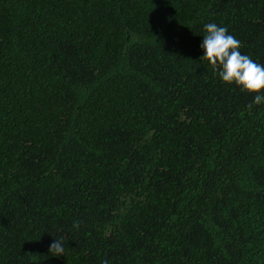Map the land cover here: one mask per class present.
Listing matches in <instances>:
<instances>
[{"label":"trees","instance_id":"obj_1","mask_svg":"<svg viewBox=\"0 0 264 264\" xmlns=\"http://www.w3.org/2000/svg\"><path fill=\"white\" fill-rule=\"evenodd\" d=\"M208 23L264 64V0H0V264H264V103Z\"/></svg>","mask_w":264,"mask_h":264},{"label":"clouds","instance_id":"obj_2","mask_svg":"<svg viewBox=\"0 0 264 264\" xmlns=\"http://www.w3.org/2000/svg\"><path fill=\"white\" fill-rule=\"evenodd\" d=\"M204 29L206 34L200 45L204 55L201 59L209 63L224 84H235L242 92L255 94L253 104L264 103V64H258L248 55L242 54L239 50L241 42L228 34L226 27L208 23ZM49 253L55 257L64 255L63 240L55 238Z\"/></svg>","mask_w":264,"mask_h":264}]
</instances>
